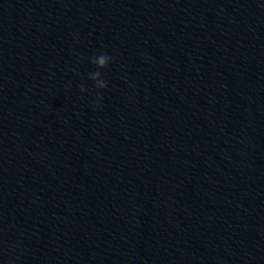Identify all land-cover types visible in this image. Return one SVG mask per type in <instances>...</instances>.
<instances>
[{
	"label": "clouds",
	"instance_id": "9594fccd",
	"mask_svg": "<svg viewBox=\"0 0 264 264\" xmlns=\"http://www.w3.org/2000/svg\"><path fill=\"white\" fill-rule=\"evenodd\" d=\"M113 58L111 56H109L106 53H101L98 56H94L91 59V63L95 64L97 66V68L102 69L107 67V65L109 64V62L112 60ZM89 79H91L92 81L95 82L94 87L96 89H105L107 88V82L101 78V73L99 71L93 72L89 74ZM80 91L81 92H85L87 91V89L81 85L80 86ZM103 97L97 93V98L96 101H94V104H99V101L102 100Z\"/></svg>",
	"mask_w": 264,
	"mask_h": 264
}]
</instances>
